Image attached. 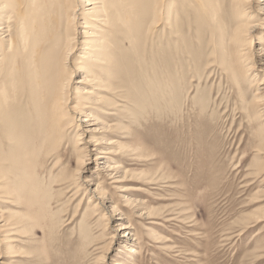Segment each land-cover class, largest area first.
<instances>
[{"label":"rangeland","instance_id":"1","mask_svg":"<svg viewBox=\"0 0 264 264\" xmlns=\"http://www.w3.org/2000/svg\"><path fill=\"white\" fill-rule=\"evenodd\" d=\"M121 2V25H110L116 35L105 34L119 52L109 72L116 110L105 113L121 128L112 136L139 148L138 159H121L135 178L103 180L115 216L89 204L91 194L71 179L79 160L76 123L55 147L46 85L36 82L31 55L23 48L8 53L0 76V211L10 226L0 236L14 249L0 263L264 264V156L256 152L264 117L251 107L264 73L255 65L254 80L236 78L243 71L223 36L236 26L233 8L219 0ZM256 34L248 46L253 63L264 47V30ZM76 99L71 107L83 101ZM87 167L89 176L98 170ZM120 218L131 222L135 244L124 249L126 238L117 237L107 250Z\"/></svg>","mask_w":264,"mask_h":264},{"label":"bare ground","instance_id":"2","mask_svg":"<svg viewBox=\"0 0 264 264\" xmlns=\"http://www.w3.org/2000/svg\"><path fill=\"white\" fill-rule=\"evenodd\" d=\"M128 1L132 5V0ZM121 3V0H0V76L8 53L12 54L16 49L23 48L25 57L31 55V67L36 72V82L39 85L44 82L46 85L42 94L46 104L48 135L51 137V142L57 147L58 142L64 137V132L76 123V130L80 132L76 135L79 160L77 174L72 173L71 179L78 177L76 179L79 181L78 190L82 188L84 194L89 193L92 196L89 204L97 201L93 207H103L111 217L119 210L116 208V203L109 200L105 194L102 188L105 184L103 180L108 179L113 184L120 185L129 176L134 177L130 171L122 167L121 159L127 155L132 157L137 155L138 159V155L141 154L139 148L122 143L121 136H112L121 128L111 125L107 121L108 112L105 113V110H116L117 104L110 102L108 98L113 96L111 89L113 78L110 79L109 72L113 64L110 60L119 53L116 48H110L113 43L105 39V34L107 30L110 34L116 35L117 29H111L110 25L116 23V27H120L121 23L116 21V18L123 13L119 6ZM219 3L222 7L230 5L234 10L231 22L236 23V26L223 36L227 40L230 39V47L229 45L227 47L231 52L234 67L243 71L242 75L236 74V78L245 80L246 77L251 76L254 80L256 75H250V72L254 70L255 65H260L262 70L260 72L264 73V47L256 54V61L253 63L248 58V50H250L248 46L257 35L256 32L264 30V0H233L231 4L230 0H219ZM209 9L212 10V7ZM259 15L262 16L259 20L261 24L254 21ZM166 19L169 20V12H166ZM127 30L132 33V29ZM260 44H264V34ZM75 52H77L76 59H74ZM127 53L132 58L133 45L129 46ZM225 60H222V64ZM131 66L132 61H129L128 67ZM28 67L29 65L25 63L22 68L26 71ZM77 77L80 79L74 85L73 81ZM24 84L26 86V83ZM72 85L75 88H72ZM262 85L264 86V79L258 85L257 90L260 95L254 98L251 105L255 114L260 117H264ZM75 97L79 101L83 100L76 108L71 107ZM92 147L93 149H90ZM257 148V155L264 156V135L257 141ZM88 165L97 166L98 170L95 174L87 175L90 172ZM109 203L111 204L107 206ZM142 214L140 212L138 217L140 218ZM146 215L150 217V212ZM8 223L0 211V232L10 226ZM116 223V233L112 236V242L108 243L107 250H110L117 237L121 240L126 238L121 242L124 249H127L126 245L135 244L129 219L120 218ZM152 235L158 243L163 241L159 234ZM1 236L0 259L5 250L13 248L6 245L5 241L8 239ZM130 253L134 254L136 251L131 250Z\"/></svg>","mask_w":264,"mask_h":264}]
</instances>
